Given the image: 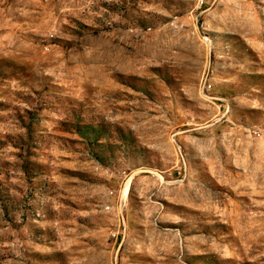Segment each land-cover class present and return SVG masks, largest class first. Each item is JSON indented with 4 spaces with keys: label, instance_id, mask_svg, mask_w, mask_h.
<instances>
[{
    "label": "rangeland",
    "instance_id": "obj_1",
    "mask_svg": "<svg viewBox=\"0 0 264 264\" xmlns=\"http://www.w3.org/2000/svg\"><path fill=\"white\" fill-rule=\"evenodd\" d=\"M0 264H264V0H0Z\"/></svg>",
    "mask_w": 264,
    "mask_h": 264
}]
</instances>
